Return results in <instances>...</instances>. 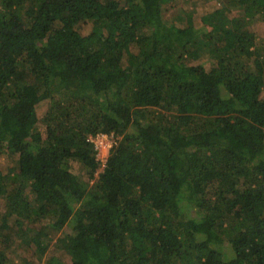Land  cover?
<instances>
[{
  "label": "trees",
  "instance_id": "obj_1",
  "mask_svg": "<svg viewBox=\"0 0 264 264\" xmlns=\"http://www.w3.org/2000/svg\"><path fill=\"white\" fill-rule=\"evenodd\" d=\"M164 1L0 0V264H264V0Z\"/></svg>",
  "mask_w": 264,
  "mask_h": 264
},
{
  "label": "rangeland",
  "instance_id": "obj_2",
  "mask_svg": "<svg viewBox=\"0 0 264 264\" xmlns=\"http://www.w3.org/2000/svg\"><path fill=\"white\" fill-rule=\"evenodd\" d=\"M122 1V0H121ZM222 0H166L164 1L163 10L167 23L174 22L180 26H188V25H199L201 16L209 13L210 11L222 7ZM248 29L250 31H254L260 37H264V21L257 20L253 21L250 25H248ZM48 102L43 101L37 105V114L41 117L42 113L46 111ZM94 143L96 144L97 149V158L102 160L107 156L108 149L110 148V142L113 141L112 136L109 135H97L93 138ZM110 145V146H109ZM10 158L6 156L0 157V167L6 172L8 167H14L11 163ZM3 211V204L0 200V215ZM39 223L35 224V228H38ZM49 232V229H46ZM61 231H52L50 233V240L46 239L50 242L49 250L46 253H53L58 257H62L64 259L67 258L64 249L60 248L56 243L57 238L61 235ZM13 247L8 251L11 255V264H44L45 255L41 258L40 261L37 258L29 256L27 253H24V248H22L19 240H17ZM53 246L59 248L60 250L54 251ZM53 250V252H51Z\"/></svg>",
  "mask_w": 264,
  "mask_h": 264
},
{
  "label": "built area",
  "instance_id": "obj_3",
  "mask_svg": "<svg viewBox=\"0 0 264 264\" xmlns=\"http://www.w3.org/2000/svg\"><path fill=\"white\" fill-rule=\"evenodd\" d=\"M101 136H102V135H101ZM104 136H105V135H104ZM91 140L94 141L93 139H91ZM111 144H112V141L110 142V145H111ZM110 145H109V146H110Z\"/></svg>",
  "mask_w": 264,
  "mask_h": 264
}]
</instances>
